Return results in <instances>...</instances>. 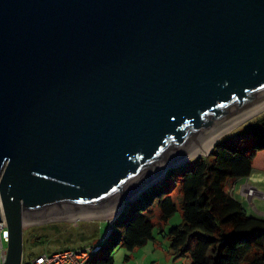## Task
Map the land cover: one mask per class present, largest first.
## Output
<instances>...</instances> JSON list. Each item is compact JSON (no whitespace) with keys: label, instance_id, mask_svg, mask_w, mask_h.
<instances>
[{"label":"water","instance_id":"1","mask_svg":"<svg viewBox=\"0 0 264 264\" xmlns=\"http://www.w3.org/2000/svg\"><path fill=\"white\" fill-rule=\"evenodd\" d=\"M263 107L264 0H0L2 264L25 224L112 214Z\"/></svg>","mask_w":264,"mask_h":264},{"label":"trees","instance_id":"2","mask_svg":"<svg viewBox=\"0 0 264 264\" xmlns=\"http://www.w3.org/2000/svg\"><path fill=\"white\" fill-rule=\"evenodd\" d=\"M254 174H264V116L218 142L210 155L169 170L160 186L128 204L88 264H115L116 247L133 253L155 241V209L160 228L182 213L183 222L166 233L176 260L264 264V218L249 214L229 192V185ZM175 189L178 199L172 195ZM39 243L45 245L38 238Z\"/></svg>","mask_w":264,"mask_h":264},{"label":"rangeland","instance_id":"3","mask_svg":"<svg viewBox=\"0 0 264 264\" xmlns=\"http://www.w3.org/2000/svg\"><path fill=\"white\" fill-rule=\"evenodd\" d=\"M263 116L264 112L245 121L218 142L236 134L245 126L259 120ZM198 158L183 162L173 168V170L180 169L186 166L184 163H189L192 160H196ZM165 176L164 178L162 176L159 180L154 182V185L149 187L145 192L160 186L164 181ZM171 180H174V178H171ZM246 190H253L254 196L247 198L245 196ZM229 192L236 200H238L248 209L249 214L264 218V174H256L247 180L229 185ZM141 194L138 196V199L126 202L123 211L121 209L120 212L122 211L123 213L125 208L128 207V204L136 203L139 200ZM172 195L177 198L178 190L175 189ZM118 211L119 209L112 214L99 218L57 219L27 225L24 229V259L37 256L42 252L53 253L69 248L76 249L90 247L98 244L100 241L103 243L107 235L110 233L114 223L113 220L120 214ZM122 213L120 215H122ZM158 214V210L155 209V216L153 219L156 225V229L154 230L155 241L148 242L145 247L137 249L133 253L126 251L122 246L116 247L112 252V258L115 264H190V260L188 259L176 260L171 255V243L169 238H166V233L171 228L179 226L183 222L182 213L178 212L165 225H163V228L158 227L160 224ZM109 217H113L111 219L112 221H109ZM35 238L44 240L45 245L44 243L35 244ZM4 246L6 248L7 243ZM127 257L129 258L128 260H126Z\"/></svg>","mask_w":264,"mask_h":264},{"label":"built area","instance_id":"4","mask_svg":"<svg viewBox=\"0 0 264 264\" xmlns=\"http://www.w3.org/2000/svg\"><path fill=\"white\" fill-rule=\"evenodd\" d=\"M254 191L245 192L247 198L251 197ZM8 240L7 226L4 223H0V256L3 260L6 256L5 244ZM5 249V250H4ZM99 249V244L76 249H66L63 251H57L53 253H41L37 256H32L30 258L24 259L22 264H88L92 255L96 253Z\"/></svg>","mask_w":264,"mask_h":264},{"label":"bare ground","instance_id":"5","mask_svg":"<svg viewBox=\"0 0 264 264\" xmlns=\"http://www.w3.org/2000/svg\"><path fill=\"white\" fill-rule=\"evenodd\" d=\"M262 112H264V107L263 108H261L260 110H258L257 112H255L254 114H252L251 116H249L248 118H246L245 120H243L242 122H240L239 124H237L236 126H234L233 128H231L229 131H227L225 134H223L222 136H220L218 139H216L212 144H211V146L209 147V149L208 150H205V151H200V152H196V153H194L193 155H191L189 158H187L185 161H183V162H187L188 160H190V159H194V158H198V157H201V156H206L212 149H213V147L218 143V141L219 140H221L224 136H226L228 133H230L232 130H234L235 128H237L240 124H242V123H244L245 121H247V120H249V119H251V118H253V117H256V116H258L259 114H261ZM182 162V163H183ZM185 164V163H184ZM158 183V182H157ZM154 184V183H153ZM252 196H254V194L252 195ZM251 196V197H252ZM137 197V196H136ZM136 197L134 198V199H136ZM134 199H132V200H134ZM123 208V204H121V208H119V211H118V213H120V210ZM116 212V211H115ZM117 213V214H118ZM103 217V216H102ZM99 218V217H98ZM113 217H109V221H112L111 219H112ZM27 225H30V224H25V227L27 226Z\"/></svg>","mask_w":264,"mask_h":264},{"label":"crops","instance_id":"6","mask_svg":"<svg viewBox=\"0 0 264 264\" xmlns=\"http://www.w3.org/2000/svg\"><path fill=\"white\" fill-rule=\"evenodd\" d=\"M254 175H256V174H254ZM240 181H243V180H240ZM240 181H237V182H240ZM43 253V252H42ZM155 264V263H154Z\"/></svg>","mask_w":264,"mask_h":264}]
</instances>
